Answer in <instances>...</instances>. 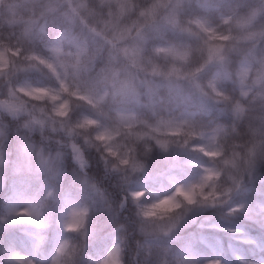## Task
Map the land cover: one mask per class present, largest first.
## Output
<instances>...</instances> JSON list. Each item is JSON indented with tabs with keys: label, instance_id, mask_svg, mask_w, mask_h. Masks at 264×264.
Listing matches in <instances>:
<instances>
[{
	"label": "clouds",
	"instance_id": "9594fccd",
	"mask_svg": "<svg viewBox=\"0 0 264 264\" xmlns=\"http://www.w3.org/2000/svg\"><path fill=\"white\" fill-rule=\"evenodd\" d=\"M0 264H264V0H0Z\"/></svg>",
	"mask_w": 264,
	"mask_h": 264
}]
</instances>
